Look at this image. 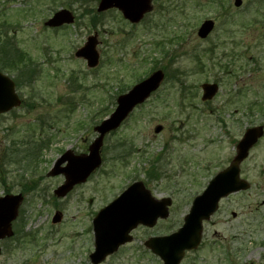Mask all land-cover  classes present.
Returning a JSON list of instances; mask_svg holds the SVG:
<instances>
[{
	"label": "rangeland",
	"instance_id": "obj_1",
	"mask_svg": "<svg viewBox=\"0 0 264 264\" xmlns=\"http://www.w3.org/2000/svg\"><path fill=\"white\" fill-rule=\"evenodd\" d=\"M234 1L154 0L131 25L116 10L98 15L97 0H0V50L7 41L18 55L8 45L0 51L3 63L5 54L18 58L17 70L1 63L0 71L24 82L22 106L0 116V197L23 198L0 264H90L93 218L138 181L156 199L172 200L169 217L135 230L103 264H162L143 243L180 228L245 130L264 126V0H241L239 8ZM60 9L75 23L45 28ZM207 20L215 26L201 40L197 31ZM93 34L100 62L88 69L74 53ZM236 57L228 74L219 69ZM157 70L165 81L105 138L99 170L66 198L55 197L63 178L48 177L54 162L67 150L88 154L94 127L113 112L119 92ZM214 81L216 98L202 102L201 85ZM240 169L250 189L221 200L203 224L200 246L181 264H264V136ZM55 212L60 224L51 222Z\"/></svg>",
	"mask_w": 264,
	"mask_h": 264
},
{
	"label": "water",
	"instance_id": "obj_2",
	"mask_svg": "<svg viewBox=\"0 0 264 264\" xmlns=\"http://www.w3.org/2000/svg\"><path fill=\"white\" fill-rule=\"evenodd\" d=\"M151 2L152 0H101L98 12L115 8L122 13L125 20L136 24L146 13L151 11ZM234 6L240 7L241 1L235 0ZM72 22L73 18L70 13L61 11L55 14L45 26L60 27ZM212 29L213 22L206 21L201 25L197 36L200 39H205ZM95 47V39L90 38L85 46L76 53V57L84 59L90 69L95 68L98 64ZM162 80V73L156 72L134 86L128 93L118 97L115 111L95 128L98 137L89 147L88 155L74 156L72 152L67 151L57 161L50 175L63 174L66 179L65 184L55 191L57 197H64L75 185L84 183L101 165L100 149L105 135L118 129L133 109L141 105L158 89ZM201 89L203 102L211 100L217 92L216 85L204 84ZM19 106L20 100L15 93L14 83L0 73V115ZM160 131L161 127H157L155 134ZM262 136V127L248 129L236 146V156L230 166L219 172L209 182L205 191L194 199L189 214L184 218L183 226L170 236L153 238L145 244L155 255L160 257L163 264H179L185 252L198 247L201 241L202 223L208 221L217 211L221 199L249 189V185L239 177V166L248 157L249 150ZM66 161L68 162L67 167L60 170L59 167ZM21 200V195L0 198V241L13 235L11 223L17 217ZM170 205L169 199L161 201L153 199L142 183L132 184L113 203L101 210L94 219L95 252L90 256L92 263H101L107 255L113 254L120 246L129 243L132 240L130 233L137 226L153 228L158 219H166ZM59 221L60 216L56 214L52 222Z\"/></svg>",
	"mask_w": 264,
	"mask_h": 264
},
{
	"label": "flooded vegetation",
	"instance_id": "obj_3",
	"mask_svg": "<svg viewBox=\"0 0 264 264\" xmlns=\"http://www.w3.org/2000/svg\"><path fill=\"white\" fill-rule=\"evenodd\" d=\"M228 9H224V10H222V12L224 13V15H226L228 12ZM62 27H65V26H62ZM62 27H59V28H62ZM59 28H56V29H59ZM56 29H54V30H56ZM209 37V36H208ZM207 37V38H208ZM209 49H207V53L209 54V56H211L212 55V51H213V49H214V46H212V47H208ZM233 55V54H232ZM230 60V62L226 65V66H220L219 67V69H222L223 68V70L222 71H224L226 74H228L227 73V71L229 70V71H232V70H230L229 69V64L231 65V66H233V65H235L236 63H237V57L234 59V60H231V59H229ZM161 73H162V75H163V80H165V76H166V74H165V72H163V70H161ZM236 79H237V77H236ZM163 83V82H162ZM161 83V84H162ZM207 84H209V85H216L217 86V92H216V94H215V96L210 100V101H208L209 103L212 101V100H214L215 98H216V96H217V94H218V92H219V85L217 84V82L216 81H214V82H212V83H207ZM229 103L231 102V104L232 103H234L233 102V100L230 98L229 99V101H228ZM217 121L218 122H220V123H223V120H221V119H217ZM161 129H163V127H161ZM75 154H77V153H75ZM64 179V178H63ZM156 237V236H155ZM149 238H151V237H149ZM148 238V239H149ZM147 239V240H148ZM146 240V241H147ZM145 241V242H146ZM144 242V243H145ZM144 247V246H143ZM145 248V247H144ZM120 250V249H119ZM145 250H146V252H149L150 254H152L151 253V251H149L147 248H145ZM118 253H119V251H118ZM153 255V254H152ZM154 256V255H153ZM112 257V256H111ZM111 257H109V258H111ZM108 259V258H107ZM245 264V263H244Z\"/></svg>",
	"mask_w": 264,
	"mask_h": 264
},
{
	"label": "trees",
	"instance_id": "obj_4",
	"mask_svg": "<svg viewBox=\"0 0 264 264\" xmlns=\"http://www.w3.org/2000/svg\"><path fill=\"white\" fill-rule=\"evenodd\" d=\"M7 45H8V51L13 54L14 51L11 48V46L8 44L7 41H5V42L2 43V47H1V50H0L1 51V54L4 51L7 50ZM13 55H15V54H13ZM3 57H4V60H6V63L1 62V60H0V65H1V63H3L4 65L7 64L8 65L7 67H8L9 70H15L18 67V58L17 57H13V56L11 57V56H8L6 54L3 55ZM0 70H3V68L1 66H0ZM20 83H22V82L15 81V84H16V86L18 88L20 87ZM121 92H123V91H121Z\"/></svg>",
	"mask_w": 264,
	"mask_h": 264
}]
</instances>
